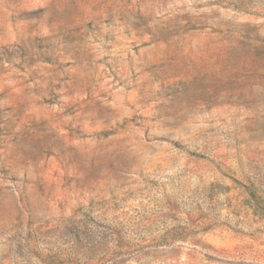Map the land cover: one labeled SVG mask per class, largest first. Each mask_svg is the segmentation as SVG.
<instances>
[{
  "label": "rangeland",
  "instance_id": "obj_1",
  "mask_svg": "<svg viewBox=\"0 0 264 264\" xmlns=\"http://www.w3.org/2000/svg\"><path fill=\"white\" fill-rule=\"evenodd\" d=\"M0 264H264V0H0Z\"/></svg>",
  "mask_w": 264,
  "mask_h": 264
}]
</instances>
